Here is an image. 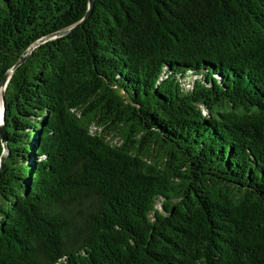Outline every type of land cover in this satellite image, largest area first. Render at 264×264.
<instances>
[{
    "label": "trees",
    "instance_id": "obj_1",
    "mask_svg": "<svg viewBox=\"0 0 264 264\" xmlns=\"http://www.w3.org/2000/svg\"><path fill=\"white\" fill-rule=\"evenodd\" d=\"M88 7L0 0V83ZM5 100L0 264H264V0H95Z\"/></svg>",
    "mask_w": 264,
    "mask_h": 264
},
{
    "label": "water",
    "instance_id": "obj_2",
    "mask_svg": "<svg viewBox=\"0 0 264 264\" xmlns=\"http://www.w3.org/2000/svg\"><path fill=\"white\" fill-rule=\"evenodd\" d=\"M94 4H95V0H89V7H88V10L84 16V18L79 22L77 23L76 25L68 28V29H65V30H62V31H59V32H56V33H53L41 40H39L38 42H36L35 44H33L24 54L23 56L21 57V60L18 61V63L16 64L19 65L21 64L28 56V54L35 48L37 47L38 45H40L41 43L43 42H46L50 39H54L56 37H59V36H63L65 34H68L69 32H71L73 29L79 27V26H82L86 20L90 17V15L92 14L93 12V9H94ZM15 66V67H16ZM15 67H13L9 72H7V74L4 76V78L2 79L1 83H0V91L3 89V93H2V102H3V114H2V121L0 123V138L3 142V145H4V150H3V154L2 156L0 157V171L5 167V161H6V157H7V154L9 152V148H8V145H7V142H8V137H7V131H6V127H5V107H6V100H5V90L8 86V83H9V80H10V77L15 69Z\"/></svg>",
    "mask_w": 264,
    "mask_h": 264
},
{
    "label": "bare ground",
    "instance_id": "obj_3",
    "mask_svg": "<svg viewBox=\"0 0 264 264\" xmlns=\"http://www.w3.org/2000/svg\"><path fill=\"white\" fill-rule=\"evenodd\" d=\"M2 93H3V89L0 91V123L2 121V114H3Z\"/></svg>",
    "mask_w": 264,
    "mask_h": 264
},
{
    "label": "rangeland",
    "instance_id": "obj_4",
    "mask_svg": "<svg viewBox=\"0 0 264 264\" xmlns=\"http://www.w3.org/2000/svg\"><path fill=\"white\" fill-rule=\"evenodd\" d=\"M157 208H162L160 202H158Z\"/></svg>",
    "mask_w": 264,
    "mask_h": 264
}]
</instances>
